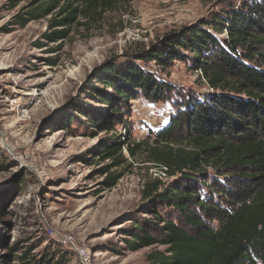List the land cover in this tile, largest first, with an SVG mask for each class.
<instances>
[{"label": "rangeland", "instance_id": "obj_1", "mask_svg": "<svg viewBox=\"0 0 264 264\" xmlns=\"http://www.w3.org/2000/svg\"><path fill=\"white\" fill-rule=\"evenodd\" d=\"M30 1L13 7L14 0H0V240L12 245L42 238L35 252L55 243L60 248L51 235L54 229L86 246L92 264H152L149 254L166 246L131 250L127 241L134 220L151 231L157 224L152 213L143 212L144 180L161 177L173 186L181 175L164 174L141 152L138 159H130L132 167L111 169L125 173L115 187L106 189L107 174L100 170L112 160H101L99 151L116 142L113 136L122 138L126 126L132 129V139L150 138L184 109L177 100L203 97L211 89L186 62L159 66L142 61L141 66L180 92L157 104L143 96L133 98L122 115L114 117L108 104L97 100L101 92L93 93L101 88L93 78L105 66L133 60L164 35L211 21L243 0H132L106 12L91 30L75 28L63 42L43 47L50 17L24 28L14 24V16ZM148 103L156 114L150 113ZM81 111L102 122L115 118L114 130L94 135L96 129ZM208 193L202 190L204 198ZM160 211L165 217L180 215L175 209ZM6 252L0 249V264H5L1 256ZM71 264L83 263L73 253Z\"/></svg>", "mask_w": 264, "mask_h": 264}, {"label": "trees", "instance_id": "obj_2", "mask_svg": "<svg viewBox=\"0 0 264 264\" xmlns=\"http://www.w3.org/2000/svg\"><path fill=\"white\" fill-rule=\"evenodd\" d=\"M22 1L14 0L13 7ZM131 1L31 0L14 16V24L24 28L50 17L43 47L63 42L75 28L91 30L106 12ZM142 61L159 66L186 62L211 93L177 100L184 109L148 139H132L126 126L122 138L117 134L116 142L101 146V160H112L100 170L107 174L106 189L125 173L111 169L132 167L141 152L165 174L181 175L173 186L161 177L144 180L143 212L152 213L157 224L151 231L134 220L128 248L166 246L149 254L152 264H264V0H243L211 21L164 35L125 64L113 63L96 73L93 79L101 88L93 93L101 92L97 100L108 104L114 117L133 98L157 104L179 91L141 66ZM80 115L96 129L94 135L114 130L115 118L102 122L90 112ZM203 189L209 191L205 198ZM164 208L177 210L179 217H165ZM43 243L42 238L12 245L0 240V249L7 248L1 257L5 264H71L73 253L55 244L35 252Z\"/></svg>", "mask_w": 264, "mask_h": 264}, {"label": "built area", "instance_id": "obj_3", "mask_svg": "<svg viewBox=\"0 0 264 264\" xmlns=\"http://www.w3.org/2000/svg\"><path fill=\"white\" fill-rule=\"evenodd\" d=\"M147 106L151 114H156V109L153 104L148 103ZM51 235L55 242H57L63 249H67L74 253L83 264H92L89 249L86 246L79 244L73 235L58 232L54 229H51Z\"/></svg>", "mask_w": 264, "mask_h": 264}]
</instances>
